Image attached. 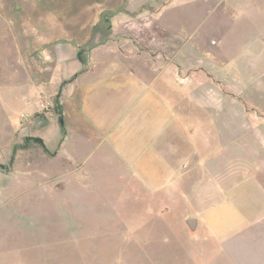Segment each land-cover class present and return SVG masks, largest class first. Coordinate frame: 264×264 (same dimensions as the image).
<instances>
[{"label":"rangeland","instance_id":"1","mask_svg":"<svg viewBox=\"0 0 264 264\" xmlns=\"http://www.w3.org/2000/svg\"><path fill=\"white\" fill-rule=\"evenodd\" d=\"M124 27L137 29L136 38L125 32L119 40ZM168 28L196 29L203 44L213 39L226 48L233 107L264 118V0H0V264H258L264 217L256 191L247 202L241 186L233 190L236 212L218 213L222 234L225 225H243L234 226L230 257L224 245L208 244L204 224L187 229L184 220L201 214L196 209L176 203L161 215L159 201L111 173L96 154L85 162L89 181L66 173L71 166L53 155L64 134L59 92L51 90L54 47L86 45L90 29L113 45L143 47L151 38L147 50L155 54L177 41ZM79 57L86 58L84 48ZM241 148L233 146L242 151L234 168L243 166L234 182L252 178L264 189L256 162L264 152Z\"/></svg>","mask_w":264,"mask_h":264},{"label":"crops","instance_id":"2","mask_svg":"<svg viewBox=\"0 0 264 264\" xmlns=\"http://www.w3.org/2000/svg\"><path fill=\"white\" fill-rule=\"evenodd\" d=\"M116 32L122 40L125 32L136 38L138 30ZM172 34L177 41L162 43L155 54L147 50L151 38L143 47L129 41L113 45L94 38L98 33L90 29L82 39L88 44L66 41L54 47L51 90L59 92L64 134L53 155L71 166L66 173L89 181L85 162L96 154L111 173L159 201L161 215L176 203L196 209L201 214L194 231L204 224L208 244L224 245L232 257L234 228L243 225H225L224 234L217 228L218 213L236 212L233 190L241 186L247 202L256 191L264 217L262 186L252 178L234 182V172L243 166L234 168L242 151L234 153L233 146L257 145L264 152V118L237 101L239 107H233V60L226 48L213 39L203 44L196 29ZM81 48L86 58L79 57ZM256 162L264 168L260 155ZM261 222L264 227V218ZM261 252L258 264H264Z\"/></svg>","mask_w":264,"mask_h":264},{"label":"water","instance_id":"3","mask_svg":"<svg viewBox=\"0 0 264 264\" xmlns=\"http://www.w3.org/2000/svg\"><path fill=\"white\" fill-rule=\"evenodd\" d=\"M55 189H63V185L61 183H58L57 185H55ZM186 224L191 231H193L196 228V220L195 219H188L186 221Z\"/></svg>","mask_w":264,"mask_h":264},{"label":"trees","instance_id":"4","mask_svg":"<svg viewBox=\"0 0 264 264\" xmlns=\"http://www.w3.org/2000/svg\"><path fill=\"white\" fill-rule=\"evenodd\" d=\"M36 141H37L38 143L42 144L40 139H37Z\"/></svg>","mask_w":264,"mask_h":264}]
</instances>
